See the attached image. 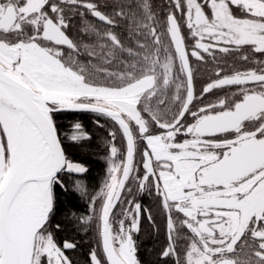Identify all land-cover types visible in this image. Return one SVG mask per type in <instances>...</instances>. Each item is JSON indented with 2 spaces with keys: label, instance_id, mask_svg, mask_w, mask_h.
Wrapping results in <instances>:
<instances>
[{
  "label": "snow or ice",
  "instance_id": "snow-or-ice-1",
  "mask_svg": "<svg viewBox=\"0 0 264 264\" xmlns=\"http://www.w3.org/2000/svg\"><path fill=\"white\" fill-rule=\"evenodd\" d=\"M193 60L215 66L199 94ZM64 112L111 122L102 186L73 187L87 264H143L145 218L158 264H264V0H0V264H74L54 220L88 171L65 140L90 136Z\"/></svg>",
  "mask_w": 264,
  "mask_h": 264
},
{
  "label": "trees",
  "instance_id": "trees-1",
  "mask_svg": "<svg viewBox=\"0 0 264 264\" xmlns=\"http://www.w3.org/2000/svg\"><path fill=\"white\" fill-rule=\"evenodd\" d=\"M99 2L111 4L114 0H99ZM163 3L164 0H153L157 10ZM89 19L91 18L89 17ZM225 63L228 65L225 67V71H230L232 66L236 68L249 66L234 61L231 57ZM193 68L195 69L194 86L197 94H199L205 83L213 77L215 66L211 61L205 64L193 60ZM97 119L104 127L97 125ZM77 122L82 125V130L90 136V139L78 143L66 139L65 148L69 157L86 166L88 171L84 174H73L66 177L68 190L58 192L57 214L54 223L61 222L62 225L63 231L57 233L59 240L70 239L77 242V248L68 253L74 264H87L89 250L94 245V230L84 231L81 229L74 221L73 214L77 217L87 215L89 213V200L87 196H82L78 191H74L73 187L74 182L79 180L84 184L87 192L94 195L102 186L107 172L105 144L108 140L107 134L111 122H106L104 117H97L93 113L86 112H64L57 116V124L61 135L64 137L72 134L73 125ZM163 239L162 230L158 234L150 224H145L143 244L140 246L143 264H158L157 251L163 243Z\"/></svg>",
  "mask_w": 264,
  "mask_h": 264
},
{
  "label": "flooded vegetation",
  "instance_id": "flooded-vegetation-1",
  "mask_svg": "<svg viewBox=\"0 0 264 264\" xmlns=\"http://www.w3.org/2000/svg\"><path fill=\"white\" fill-rule=\"evenodd\" d=\"M211 98L212 97H209V99H211ZM140 202L143 204V206L145 208H150L152 210L153 215L157 216V219H160L159 216H158L159 209H158V206H157V202L153 199L152 196H150L148 194H144L142 197H140ZM146 223L149 224V222L145 218V219L142 220V230H141V232L139 234V237H138V242H139L140 246L143 244L142 239H143V232H144V227H145ZM139 255H140V258L142 260L143 259L142 258L143 255L141 253V250L139 252Z\"/></svg>",
  "mask_w": 264,
  "mask_h": 264
}]
</instances>
